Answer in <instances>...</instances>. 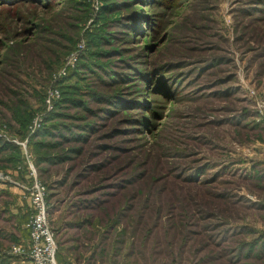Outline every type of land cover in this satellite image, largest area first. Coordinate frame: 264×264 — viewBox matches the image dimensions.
Instances as JSON below:
<instances>
[{"label":"rangeland","instance_id":"374dc122","mask_svg":"<svg viewBox=\"0 0 264 264\" xmlns=\"http://www.w3.org/2000/svg\"><path fill=\"white\" fill-rule=\"evenodd\" d=\"M25 140L57 257L264 264V0H0V169Z\"/></svg>","mask_w":264,"mask_h":264},{"label":"built area","instance_id":"2783aa9c","mask_svg":"<svg viewBox=\"0 0 264 264\" xmlns=\"http://www.w3.org/2000/svg\"><path fill=\"white\" fill-rule=\"evenodd\" d=\"M81 49L83 46L78 45L77 49L66 57L64 68L57 74L59 78L66 77L68 71L76 66ZM59 97L57 89L50 88L47 91L44 105L48 111L53 109L54 102ZM37 128H39V120L36 119L28 130L33 133ZM26 144L27 140L18 143L22 162L12 168L0 170V185L17 189L28 206L27 220L23 225V229L28 234L27 242L12 246L10 253L26 259L29 264H71L59 263L57 260L58 247L48 219L47 187L39 179Z\"/></svg>","mask_w":264,"mask_h":264},{"label":"crops","instance_id":"0c3cea01","mask_svg":"<svg viewBox=\"0 0 264 264\" xmlns=\"http://www.w3.org/2000/svg\"><path fill=\"white\" fill-rule=\"evenodd\" d=\"M2 159L4 160V157H2ZM1 169H4V168H1ZM1 186V185H0ZM3 187L5 186V185H2ZM5 187H9L10 189H11V191L14 193V195L16 196V198H14L13 200H14V203H15V205H14V207H13V209L11 210V212L14 214H16L17 215V217L15 218V219H17V218H19L17 221H21V220H24V219H26L27 220V214H26V212H27V202H26V200L24 199V197L22 196V194H21V192H19L17 189H15V188H13V187H11V186H5ZM3 207H6V206H3ZM0 208H2V204L0 203ZM10 209H11V206H10ZM26 222V221H25ZM24 222V223H25ZM24 223H22L21 225H20V227H22V229H23V224ZM23 231H24V229H23ZM27 233V232H26ZM26 236H27V234H26ZM28 239V236L26 237V240ZM27 241H25V242H22V243H26ZM60 249V252H59V255H58V262L59 263H67V262H70V256L69 255H63L64 254V249H62L61 247L59 248ZM61 250H63V252L61 253ZM67 260H69V261H67ZM71 264H73V263H71Z\"/></svg>","mask_w":264,"mask_h":264},{"label":"trees","instance_id":"16d2710c","mask_svg":"<svg viewBox=\"0 0 264 264\" xmlns=\"http://www.w3.org/2000/svg\"><path fill=\"white\" fill-rule=\"evenodd\" d=\"M137 1H141V0H137ZM22 162V156H21V159H19V158H14L13 156H11V158L9 159V158H7V164L5 165V166H9V165H11V168L12 167H14V166H16L17 164H20ZM4 166V167H5ZM3 167V168H4ZM5 169V168H4ZM9 169V168H8ZM0 170H3V169H0ZM26 221V220H25ZM24 221V222H25ZM25 224V223H24ZM23 224V225H24ZM24 232L26 233V231L24 230ZM27 234V233H26ZM27 236H28V234H27Z\"/></svg>","mask_w":264,"mask_h":264}]
</instances>
